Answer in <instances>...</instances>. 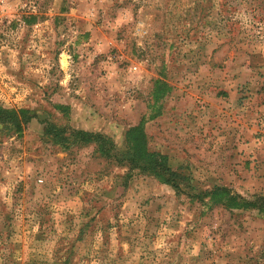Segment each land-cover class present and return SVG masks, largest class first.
<instances>
[{
	"label": "rangeland",
	"instance_id": "obj_1",
	"mask_svg": "<svg viewBox=\"0 0 264 264\" xmlns=\"http://www.w3.org/2000/svg\"><path fill=\"white\" fill-rule=\"evenodd\" d=\"M0 108V264H264V0H0Z\"/></svg>",
	"mask_w": 264,
	"mask_h": 264
},
{
	"label": "trees",
	"instance_id": "obj_2",
	"mask_svg": "<svg viewBox=\"0 0 264 264\" xmlns=\"http://www.w3.org/2000/svg\"><path fill=\"white\" fill-rule=\"evenodd\" d=\"M24 113V109L12 111L0 108V123L7 124L18 132L19 118ZM47 133L53 136L56 144L64 148L73 143L92 144L94 151L99 156L105 157L116 164L127 166V169H136L140 173L152 175L158 181L173 188H177V182L183 179L181 173L169 167L166 155L148 148L141 123L132 125L125 130L122 147H116L106 135L83 129H70L65 133L61 129L47 125Z\"/></svg>",
	"mask_w": 264,
	"mask_h": 264
}]
</instances>
